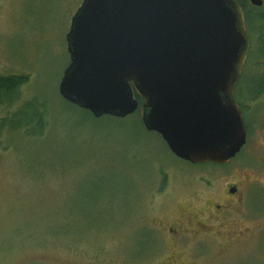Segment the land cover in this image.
<instances>
[{
    "label": "rangeland",
    "instance_id": "374dc122",
    "mask_svg": "<svg viewBox=\"0 0 264 264\" xmlns=\"http://www.w3.org/2000/svg\"><path fill=\"white\" fill-rule=\"evenodd\" d=\"M241 1L264 14V0ZM80 3L0 0V74L28 76L19 99L0 106V118L33 97L46 105L42 133L0 129V264H141L157 248L145 251L152 218L202 217L228 182L252 186L225 222L243 237L223 247L203 238L199 262L264 264V95L250 100L238 83L247 143L227 163L182 160L144 128L137 109L96 117L61 97L65 35ZM255 36L249 31L246 76L260 70Z\"/></svg>",
    "mask_w": 264,
    "mask_h": 264
},
{
    "label": "water",
    "instance_id": "95a60500",
    "mask_svg": "<svg viewBox=\"0 0 264 264\" xmlns=\"http://www.w3.org/2000/svg\"><path fill=\"white\" fill-rule=\"evenodd\" d=\"M65 36L67 102L96 117L139 107L144 128L190 163H227L246 142L233 95L249 47L237 0H81Z\"/></svg>",
    "mask_w": 264,
    "mask_h": 264
},
{
    "label": "flooded vegetation",
    "instance_id": "af4514ba",
    "mask_svg": "<svg viewBox=\"0 0 264 264\" xmlns=\"http://www.w3.org/2000/svg\"><path fill=\"white\" fill-rule=\"evenodd\" d=\"M136 109L139 111L140 118L139 107ZM241 112L243 116V108ZM244 124L246 128V139L248 128L245 121ZM245 143H247V139ZM162 187L159 192L164 190ZM250 187L252 186H249L247 189H250ZM247 189H242L238 183L228 182L223 190L224 193L218 194L220 197L211 205L212 210L204 212L203 214L205 215H202V217L197 216V214L192 216L193 213L188 212V215L185 217L182 215L170 218L163 214V216L152 218L153 227L150 226L151 246L147 245L145 251L150 247L155 246L157 248L153 251L154 255L144 257L141 264H202L199 262V257L204 256V252L200 250V247L206 242L202 240L203 238L213 236L215 239H218L217 243L219 247L227 244L233 245L234 241H239L243 237L244 230L236 232L226 227L225 222L231 218V209L234 206H240L243 202L246 203ZM212 222L220 225V228L210 227ZM157 233L161 234L160 238L155 237ZM162 246L165 247L163 251L159 249ZM187 253L189 254L188 257Z\"/></svg>",
    "mask_w": 264,
    "mask_h": 264
},
{
    "label": "trees",
    "instance_id": "16d2710c",
    "mask_svg": "<svg viewBox=\"0 0 264 264\" xmlns=\"http://www.w3.org/2000/svg\"><path fill=\"white\" fill-rule=\"evenodd\" d=\"M237 1L240 6L243 7L245 26L248 33L249 31L252 32L255 29V50L260 56V61L257 62V66H260V70L253 75L247 74L248 76H246V73H243L244 71L242 70L243 72H241L242 74L237 81L233 95H235V91L238 88L240 89L242 84H244L245 93H243V95H248L250 100H256L260 95H264V14L262 13V10L250 9L243 1ZM257 20L260 22V25L259 27L257 26V28H254V22ZM251 53L252 50H249V56ZM248 77L251 78L247 80ZM27 78L28 76L25 73L0 74V106L3 104L11 105L15 100L19 99V87L27 80ZM239 82H242V84H238ZM135 97L141 102L142 99L136 93ZM236 101L239 106H241V109H244L245 106L243 103L238 99H236ZM84 110L87 111L86 109ZM45 111V103L40 102L37 97L27 99L14 111L0 118V129H3L4 127H10L15 130L23 128L28 134L38 135L42 133L45 128Z\"/></svg>",
    "mask_w": 264,
    "mask_h": 264
},
{
    "label": "bare ground",
    "instance_id": "6f19581e",
    "mask_svg": "<svg viewBox=\"0 0 264 264\" xmlns=\"http://www.w3.org/2000/svg\"><path fill=\"white\" fill-rule=\"evenodd\" d=\"M250 2V1H249Z\"/></svg>",
    "mask_w": 264,
    "mask_h": 264
}]
</instances>
